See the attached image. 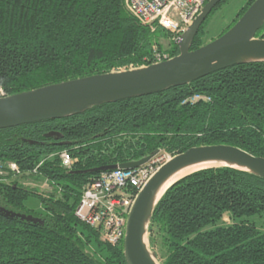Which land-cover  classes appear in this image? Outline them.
<instances>
[{
    "label": "trees",
    "instance_id": "trees-1",
    "mask_svg": "<svg viewBox=\"0 0 264 264\" xmlns=\"http://www.w3.org/2000/svg\"><path fill=\"white\" fill-rule=\"evenodd\" d=\"M206 20L189 51L205 45ZM171 38L140 25L124 0H0V88L11 96L149 66L154 49L170 58L179 54ZM255 38L264 40V24ZM194 95L209 101L182 103ZM216 145L264 158V61L0 129V162L20 172L6 170L0 178V205L18 214L0 212V264H127L123 243H101L75 217L82 189L109 166ZM64 151L75 161L70 169L59 159ZM44 183L48 190L39 193ZM31 199L37 209L27 206ZM254 219L264 226V178L229 167L204 169L164 193L149 221L148 243L155 258L159 247L161 264H264V227Z\"/></svg>",
    "mask_w": 264,
    "mask_h": 264
},
{
    "label": "water",
    "instance_id": "water-1",
    "mask_svg": "<svg viewBox=\"0 0 264 264\" xmlns=\"http://www.w3.org/2000/svg\"><path fill=\"white\" fill-rule=\"evenodd\" d=\"M221 1L223 0H210L204 5L193 23L175 41L179 54L167 61L0 98V129L81 113L94 106L186 85L241 63L264 61V40L255 38L264 24V0H255L239 20L217 39L189 51L190 43L200 26ZM156 154L157 152L137 162L109 166L106 170L136 169L148 163ZM204 160L227 161L238 166L229 168L264 178V158L254 157L232 146L195 147L173 156L138 193L128 215L123 240L127 264H157L155 255L148 250L146 239L151 215L164 194L154 203L155 195L172 173Z\"/></svg>",
    "mask_w": 264,
    "mask_h": 264
},
{
    "label": "built area",
    "instance_id": "built-area-1",
    "mask_svg": "<svg viewBox=\"0 0 264 264\" xmlns=\"http://www.w3.org/2000/svg\"><path fill=\"white\" fill-rule=\"evenodd\" d=\"M210 0H124L127 12L142 26L151 31L159 27L171 34L174 41L193 23L204 5ZM171 59L167 54L153 51L151 65ZM132 68L128 69L131 70ZM127 70V69H122ZM7 94L0 88V98ZM208 102L209 98L194 95L182 103ZM173 156L158 152L145 165L130 170L115 169L102 173L82 189V195L75 209V217L94 230L101 243L116 247L123 243L128 215L138 193L144 188L157 170ZM59 159L65 169H70L74 159L61 152ZM42 162L34 169L41 166ZM6 170L19 175L16 164L0 162V178ZM42 186L48 187L46 183ZM41 186V187H42Z\"/></svg>",
    "mask_w": 264,
    "mask_h": 264
},
{
    "label": "rangeland",
    "instance_id": "rangeland-1",
    "mask_svg": "<svg viewBox=\"0 0 264 264\" xmlns=\"http://www.w3.org/2000/svg\"><path fill=\"white\" fill-rule=\"evenodd\" d=\"M248 2L249 0H226L224 3H222L212 14L209 15V17L206 20L203 43L207 44L217 39L224 31H226L232 25V23L237 18L238 14L247 5ZM171 40H173V38H171ZM161 43L164 47L168 46V41H161ZM41 186H39V190H40L39 193H45L48 189L46 188V186H42V187ZM27 206L29 208L37 209L38 204L35 200L31 199V201L27 204ZM0 212L12 216L18 215L13 211H8L4 209L2 205H0ZM19 216H21L22 219L28 221H34L27 216L24 215H19ZM254 221H256L259 228L264 227L263 224L260 223V220L254 219ZM146 239H147L148 250L151 251L152 248L149 246L148 243V232L146 235ZM155 251L158 253L159 256L158 258H155V261L157 264H161L162 259L160 258L162 253L160 252L159 247H157Z\"/></svg>",
    "mask_w": 264,
    "mask_h": 264
},
{
    "label": "bare ground",
    "instance_id": "bare-ground-1",
    "mask_svg": "<svg viewBox=\"0 0 264 264\" xmlns=\"http://www.w3.org/2000/svg\"><path fill=\"white\" fill-rule=\"evenodd\" d=\"M220 167H238L236 164L223 161V160H204L199 161L190 165H187L183 168H180L179 170L172 173L160 186L158 189L155 198L154 203H156L159 198L164 194V192L167 190V188L170 187L174 182L180 180L181 178L198 172L200 170L208 169V168H220Z\"/></svg>",
    "mask_w": 264,
    "mask_h": 264
}]
</instances>
